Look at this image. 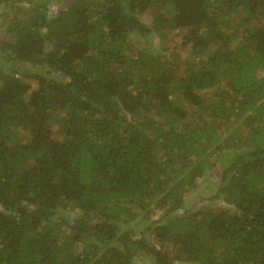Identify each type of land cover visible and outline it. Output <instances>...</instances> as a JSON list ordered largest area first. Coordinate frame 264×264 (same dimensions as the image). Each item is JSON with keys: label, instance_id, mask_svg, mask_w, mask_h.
Wrapping results in <instances>:
<instances>
[{"label": "trees", "instance_id": "16d2710c", "mask_svg": "<svg viewBox=\"0 0 264 264\" xmlns=\"http://www.w3.org/2000/svg\"><path fill=\"white\" fill-rule=\"evenodd\" d=\"M0 264H264V0H0Z\"/></svg>", "mask_w": 264, "mask_h": 264}, {"label": "rangeland", "instance_id": "374dc122", "mask_svg": "<svg viewBox=\"0 0 264 264\" xmlns=\"http://www.w3.org/2000/svg\"><path fill=\"white\" fill-rule=\"evenodd\" d=\"M59 6L55 5V4H51L50 5V11L53 13L55 10H57ZM60 8V7H59ZM146 20H150L149 17L146 18ZM243 26V23L241 24ZM151 40L154 44L156 45H160L162 39L156 35V34H153L151 35ZM178 41H179V37H177L175 34L171 36L170 38V44L175 47L177 44H178ZM149 42L150 40L148 41V45H149ZM138 43L140 45H144L146 42H143L142 40H138ZM188 57L189 54L188 52H185L184 54V57ZM26 72L30 73V72H34L33 74H35L36 72L37 73H44V70L42 68H40L39 66H35V65H29V64H25L24 67H22ZM22 69V70H23ZM27 83L31 84V85H35V80L31 77H26V80H25ZM224 162L221 161V164ZM218 172V169L217 170H214L212 171V173H217ZM217 180V177L215 175V178ZM215 182V180H211V177L208 175L207 178L204 179V183L201 185L200 189H198L196 192H194L192 194V196H189V199L191 200V203L193 201H198L199 200V197L200 196H206V195H209L210 193V185H212L213 183ZM198 207H204V206H207L209 203L208 201H198ZM223 205V203H221Z\"/></svg>", "mask_w": 264, "mask_h": 264}]
</instances>
